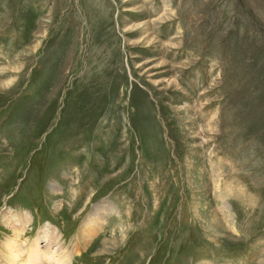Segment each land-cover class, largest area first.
<instances>
[{"label": "rangeland", "instance_id": "374dc122", "mask_svg": "<svg viewBox=\"0 0 264 264\" xmlns=\"http://www.w3.org/2000/svg\"><path fill=\"white\" fill-rule=\"evenodd\" d=\"M58 241L264 264V0H0V264Z\"/></svg>", "mask_w": 264, "mask_h": 264}, {"label": "bare ground", "instance_id": "6f19581e", "mask_svg": "<svg viewBox=\"0 0 264 264\" xmlns=\"http://www.w3.org/2000/svg\"><path fill=\"white\" fill-rule=\"evenodd\" d=\"M103 210H104V209H102V213L98 214V218H97V219H99L100 221H101V215H102V217H103V215H106V212H108V208L105 209L104 211H103ZM252 216H253V214L250 215L248 218L251 219ZM103 222H104V221H101V224H100L99 222H95V223H92L91 221L88 222V224H86L85 227H84V229H88V231H87V232H84V236H83V237H87V236H88L89 238H91V235L95 232V230L92 228V226L97 227L96 231H99V230L102 229V224H103ZM91 224H93V225H91ZM89 226H91L90 228H92V229H90ZM234 229H235V228H234ZM236 232H237V231H236ZM256 232H257V231H254V233H253V231H252V235H251V236H253V234L256 235ZM95 234H97V233H94V234L92 235V237H93ZM251 236H250V237H251ZM249 241H250V240H249ZM261 244H263V243H261ZM255 246L257 247V246H260V245L257 243V245H255ZM55 248H56V249H55ZM55 248H53L54 250L52 251V253H51L52 255H51V256H50V252H51V250H49V251L47 252V256H48V254H49L48 257H50V258L47 259V256H46V258H44L45 261H47L45 264H68V262L66 263V262H64V260H63V262H61V258H64V257H66V256L59 257V254H58V253H61V248H62V246L60 245V241H58V242L56 243ZM31 252H32V251H31ZM25 253H26V252L23 251L22 249H20L19 251L13 253V254L11 255V257L8 259L9 264H33L34 259H35V262H37L38 264H40V263H39V259L41 258L42 255L39 254V252L36 253V256H35V257H32V256H30V255L28 254V258H27V254H26V255H25V260H27V262L23 259ZM40 253H41V252H40ZM37 260H38V261H37ZM40 260H41V259H40ZM67 261H68V260H67ZM59 262H60V263H59Z\"/></svg>", "mask_w": 264, "mask_h": 264}]
</instances>
